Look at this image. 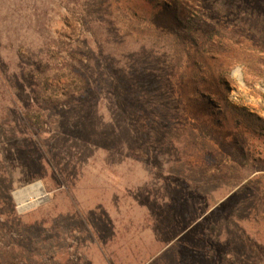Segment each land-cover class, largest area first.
<instances>
[{"label": "rangeland", "instance_id": "1", "mask_svg": "<svg viewBox=\"0 0 264 264\" xmlns=\"http://www.w3.org/2000/svg\"><path fill=\"white\" fill-rule=\"evenodd\" d=\"M118 1L165 32L209 14L222 40L192 76L115 0L83 2L100 30L62 0H0V264H264V138L242 160L223 105L264 134V0ZM44 71L86 85L40 103ZM35 183L44 199L19 209Z\"/></svg>", "mask_w": 264, "mask_h": 264}, {"label": "trees", "instance_id": "2", "mask_svg": "<svg viewBox=\"0 0 264 264\" xmlns=\"http://www.w3.org/2000/svg\"><path fill=\"white\" fill-rule=\"evenodd\" d=\"M83 2H85V0H62V4L71 13L73 18H75L77 21L82 22V24L85 23L86 25H88L89 23L90 25H94L97 23L98 30H100L101 24L100 22H97L94 11L92 9L87 12L89 18L87 19L88 21L86 20V10L84 11V13L81 10V7H83ZM115 2V9L117 11L118 18L123 21L127 28H130L132 31L135 30L136 32L142 34L160 37L168 41L170 45L169 49H167V63L170 67L173 66L176 72L180 71L182 66H184V68H182V70L184 69V71L192 68V76L195 75V69L196 73L201 72L202 66L199 63L200 57L212 52L211 50L213 48L215 35H217L218 38L222 40V34L217 29L218 21H216L214 18L211 19V16H209V14H198L197 16H190L182 20L177 18L174 13V26H172L170 30L165 32L162 29L152 26L146 20L138 17L137 14L128 13L119 5L118 0H115ZM218 44L219 43L217 42L216 46ZM61 76L65 77L64 81H60ZM56 80L57 82L53 84L52 81ZM84 84L85 82L78 79L74 74L71 75L69 73H59L49 75L44 71L40 72L39 76L36 77V95L38 96L40 103H43L49 99H53L55 97V94L59 92L68 97L75 93V91H81L84 87ZM196 91H198L197 87L195 88V92ZM199 94V97L203 98L202 94ZM223 105L225 111L235 113V117L229 120L233 121L231 127L232 131L228 133L229 140H227L226 144L230 145L233 150L238 152L239 157L242 160H245L248 155H252V151H247L244 143V138L248 136L252 139H263L264 134L261 130L258 131L254 129L250 130L248 134L241 133L240 125L237 122V115H243V110L233 108L226 100ZM201 106L203 107L207 117H211L214 114L213 103H211L209 99L203 98ZM30 118L31 116L29 114H24L25 122H29ZM254 122L260 127L264 126V122L259 118H255ZM209 129V131L206 130V135H209L210 132H212L213 126L211 125ZM248 146L251 147L250 144H248Z\"/></svg>", "mask_w": 264, "mask_h": 264}, {"label": "bare ground", "instance_id": "3", "mask_svg": "<svg viewBox=\"0 0 264 264\" xmlns=\"http://www.w3.org/2000/svg\"><path fill=\"white\" fill-rule=\"evenodd\" d=\"M45 193L40 183L32 184L14 193L19 209H26L44 199Z\"/></svg>", "mask_w": 264, "mask_h": 264}, {"label": "water", "instance_id": "4", "mask_svg": "<svg viewBox=\"0 0 264 264\" xmlns=\"http://www.w3.org/2000/svg\"><path fill=\"white\" fill-rule=\"evenodd\" d=\"M238 72H239V70H238ZM239 80L241 81V77H240V75H239Z\"/></svg>", "mask_w": 264, "mask_h": 264}]
</instances>
